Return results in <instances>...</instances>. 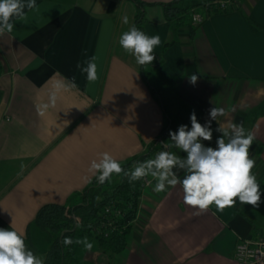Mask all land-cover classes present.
Segmentation results:
<instances>
[{"label":"crops","instance_id":"crops-1","mask_svg":"<svg viewBox=\"0 0 264 264\" xmlns=\"http://www.w3.org/2000/svg\"><path fill=\"white\" fill-rule=\"evenodd\" d=\"M145 2L143 32L160 37L154 48L158 78L172 82L176 98L211 121L212 147L230 124L254 136L252 173L264 187V0H236L223 12L208 10L200 23L167 18L164 4ZM206 0H181L182 6ZM27 5L29 0H22ZM0 34V228L16 230L36 256L45 258L46 232L32 224L46 203L71 204L98 175L90 163L101 153L118 162L143 153L160 133L164 112L142 66L119 44L134 25L132 0H35ZM191 9H189L190 11ZM128 23H124V18ZM249 20L263 30H253ZM95 57L98 80L82 68ZM78 65L80 67H78ZM197 76L195 83L191 77ZM164 151L186 153L171 145ZM182 180L186 172L176 170ZM143 186L139 212L124 249L103 254L101 264H239L235 244L264 235V200L207 212L183 201L180 184L154 191ZM29 236V240L27 239ZM90 242V241H89ZM85 254V253H83Z\"/></svg>","mask_w":264,"mask_h":264},{"label":"clouds","instance_id":"clouds-1","mask_svg":"<svg viewBox=\"0 0 264 264\" xmlns=\"http://www.w3.org/2000/svg\"><path fill=\"white\" fill-rule=\"evenodd\" d=\"M25 7L35 8V0H29L27 5L22 0H0V34L12 32L14 23L10 22L11 18L23 17ZM124 23H128L127 17ZM160 43L158 35L149 37L134 25L122 33L119 39L125 52L134 56L140 65L154 61L153 51ZM95 59L92 57L87 66L82 68L90 83L99 78ZM190 79L195 83L197 76L193 75ZM209 115L210 120L202 125L193 111L190 115V130L187 125H181L176 132L169 133L175 147L187 154L186 158L161 151L154 159L137 162L131 171H125L117 159L104 152L98 159L91 161L89 172L99 173L97 180L101 184L109 180L113 173H123L129 182L151 176L157 181L154 191L158 193L180 184L184 203L197 209V214L207 212L213 205L218 211H223L226 207L234 206L237 199L242 204L258 206L261 202V186L252 173L255 161L249 156L253 134L246 133L243 125L230 124L228 128L220 126L217 131L222 136L216 141L217 147H206L201 141L212 140L211 121H218V116L224 115V110L213 107ZM174 169L184 170L185 177L180 180ZM73 242L71 237H64L61 241L65 246ZM75 243L83 244L88 250L93 247L87 237L77 239ZM0 264H44V261L27 248L21 233L0 228Z\"/></svg>","mask_w":264,"mask_h":264},{"label":"trees","instance_id":"trees-1","mask_svg":"<svg viewBox=\"0 0 264 264\" xmlns=\"http://www.w3.org/2000/svg\"><path fill=\"white\" fill-rule=\"evenodd\" d=\"M136 5L134 26L143 32V18L145 2L132 0ZM174 0L164 4V12L167 18L175 17L182 20L186 12L194 7L211 4L214 0L193 2L182 6ZM215 12H223L224 9L210 8ZM253 30H263L258 24L249 20ZM155 59L151 64L142 66V75L148 82L151 93L163 109L165 122L159 135L152 140L146 150L129 159L119 162L125 171H131L137 162L154 159L158 150H165L174 145L170 139V132H176L181 125H187L191 129L190 115L193 113L182 104L174 94L173 83L158 78L156 69L161 63L160 54L154 53ZM154 80V85L152 83ZM170 93L175 99V111L169 109L164 99V94ZM169 102V101H168ZM260 113H264V106ZM196 114L199 122V116ZM99 175V173H98ZM97 175V176H98ZM97 176L77 196V201L63 205L46 203L36 212L32 224L48 234L49 246L45 253L44 264H101L92 255L79 252L81 244L75 241L79 237L92 238L96 247L103 254L117 253L124 249L127 235L139 212V198L143 190V178L129 182L123 173L112 174L109 180L99 183ZM64 237H71L74 241L71 245H63ZM28 241L29 236H27ZM91 241V239H89Z\"/></svg>","mask_w":264,"mask_h":264},{"label":"built area","instance_id":"built-area-1","mask_svg":"<svg viewBox=\"0 0 264 264\" xmlns=\"http://www.w3.org/2000/svg\"><path fill=\"white\" fill-rule=\"evenodd\" d=\"M235 2L236 0H214L211 4L194 7L190 10V22L192 24L200 23L203 20L204 12L210 10L209 7L229 10L234 6ZM216 147L217 143L214 142L213 148ZM161 151L163 150H158L155 157ZM151 180V176L143 178V186L149 185ZM260 191L261 199L264 200L263 186H261ZM233 254L239 264H264V235L257 239H241L235 244Z\"/></svg>","mask_w":264,"mask_h":264},{"label":"rangeland","instance_id":"rangeland-1","mask_svg":"<svg viewBox=\"0 0 264 264\" xmlns=\"http://www.w3.org/2000/svg\"><path fill=\"white\" fill-rule=\"evenodd\" d=\"M184 18H185V20H186L187 22L189 21V19H190V11H189V10L186 12ZM152 83H153L154 85H156V84L154 83V80H152ZM164 99H165L166 103H168L167 106H169V109H170L171 111H175V109H176V106L174 105L175 99L173 98L172 94H170V93L164 94ZM168 101H169V102H168ZM83 238H85V237H79L78 239H83ZM87 238H88V237H87ZM89 239H91V241H90ZM88 241H90V243L93 244V247H92L91 250L86 249V248L84 247L83 244H81V247L79 248V252H80V251H81L82 253L84 252L87 256L92 254V251H93V248H94V244H95V242H94V240H93L92 238H88Z\"/></svg>","mask_w":264,"mask_h":264}]
</instances>
